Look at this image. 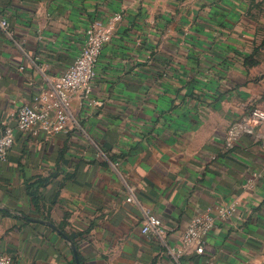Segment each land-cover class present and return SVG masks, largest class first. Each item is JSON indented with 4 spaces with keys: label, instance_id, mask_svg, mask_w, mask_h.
Returning <instances> with one entry per match:
<instances>
[{
    "label": "crops",
    "instance_id": "obj_1",
    "mask_svg": "<svg viewBox=\"0 0 264 264\" xmlns=\"http://www.w3.org/2000/svg\"><path fill=\"white\" fill-rule=\"evenodd\" d=\"M116 13L93 84L101 104L74 102L66 133L16 132L0 207L62 225L80 264H264V126L249 120L264 109V65H244L254 31L229 0H0L11 33L0 27V124L15 127V111L73 63L90 24ZM29 185L45 198L39 211ZM232 203L205 254L177 263L169 250L191 219ZM143 210L167 227L165 243L141 233ZM25 219L0 209V255L76 264L59 234Z\"/></svg>",
    "mask_w": 264,
    "mask_h": 264
},
{
    "label": "built area",
    "instance_id": "obj_2",
    "mask_svg": "<svg viewBox=\"0 0 264 264\" xmlns=\"http://www.w3.org/2000/svg\"><path fill=\"white\" fill-rule=\"evenodd\" d=\"M122 20V14H113L108 21L95 20L87 28L81 49L73 63L56 79L49 81L32 98L31 103L22 105L13 114L15 127L0 124V163L7 160L16 139V132L37 135L66 133L70 123L75 122L73 104L80 105L101 103L92 99L96 66L104 46L110 42L114 25ZM1 29L11 36L6 20L0 21ZM251 124L264 126V109L253 108L249 113ZM252 180L246 186L252 185ZM135 201L134 188L129 189L126 199ZM236 212V204L220 205L213 212L206 210L196 214L181 236L180 248L169 250L173 259H178L191 250L197 256L205 254L208 235L215 229L217 220L228 222ZM144 221L141 233L152 235L165 243L167 227L148 210H143ZM0 264H16L9 255H0ZM212 264V263H208Z\"/></svg>",
    "mask_w": 264,
    "mask_h": 264
},
{
    "label": "rangeland",
    "instance_id": "obj_3",
    "mask_svg": "<svg viewBox=\"0 0 264 264\" xmlns=\"http://www.w3.org/2000/svg\"><path fill=\"white\" fill-rule=\"evenodd\" d=\"M247 18V28L254 31L253 60L264 65V0H229ZM255 51V52H254Z\"/></svg>",
    "mask_w": 264,
    "mask_h": 264
},
{
    "label": "trees",
    "instance_id": "obj_4",
    "mask_svg": "<svg viewBox=\"0 0 264 264\" xmlns=\"http://www.w3.org/2000/svg\"><path fill=\"white\" fill-rule=\"evenodd\" d=\"M264 43V42H263ZM255 52V51H254ZM254 58V53L246 56V58L244 59V65L247 66V67H251V66H255V65H258L260 63H257L253 60ZM21 133V132H19ZM17 137V136H16ZM16 140V139H15ZM27 189H28V195L29 197L31 198L32 200V204L34 205V207L36 208V211H39V202L45 198H43L41 196V194L38 192V188H34L33 185H29L27 186ZM56 198H57V195H54L49 201L50 203H54L56 201ZM39 213V212H38ZM41 215V218L43 220H46L49 219L48 216H44L43 214H40ZM26 219L25 220H28L29 217H25ZM60 230L63 231L62 229V225L59 226ZM67 236V235H66ZM73 243H75L74 241V238L73 236H67Z\"/></svg>",
    "mask_w": 264,
    "mask_h": 264
},
{
    "label": "water",
    "instance_id": "obj_5",
    "mask_svg": "<svg viewBox=\"0 0 264 264\" xmlns=\"http://www.w3.org/2000/svg\"><path fill=\"white\" fill-rule=\"evenodd\" d=\"M0 209L5 211V212H7V213L13 214L15 216H19V217L25 218L22 214H20V213H18L16 211L10 210L8 208L0 207ZM28 220H30L31 222L39 223V224L46 225V226L52 228L57 234H59L62 237V239L71 248V250H72V252L74 254L75 263L76 264H80L79 261H78V258H77V250H76L75 244L64 233H62L54 224H52L51 222L46 221V220H39V219H32V218H29Z\"/></svg>",
    "mask_w": 264,
    "mask_h": 264
}]
</instances>
